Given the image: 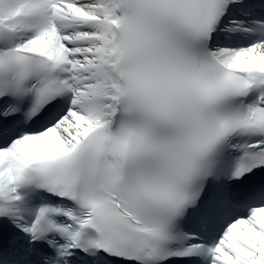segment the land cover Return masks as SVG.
<instances>
[{
	"label": "snow or ice",
	"instance_id": "6c2138e0",
	"mask_svg": "<svg viewBox=\"0 0 264 264\" xmlns=\"http://www.w3.org/2000/svg\"><path fill=\"white\" fill-rule=\"evenodd\" d=\"M0 264H264V0H0Z\"/></svg>",
	"mask_w": 264,
	"mask_h": 264
}]
</instances>
